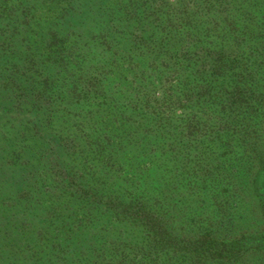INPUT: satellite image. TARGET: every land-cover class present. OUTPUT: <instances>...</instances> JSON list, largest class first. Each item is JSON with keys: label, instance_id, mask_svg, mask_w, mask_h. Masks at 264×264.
<instances>
[{"label": "trees", "instance_id": "obj_1", "mask_svg": "<svg viewBox=\"0 0 264 264\" xmlns=\"http://www.w3.org/2000/svg\"><path fill=\"white\" fill-rule=\"evenodd\" d=\"M40 1L0 0V264H264V0Z\"/></svg>", "mask_w": 264, "mask_h": 264}, {"label": "rangeland", "instance_id": "obj_2", "mask_svg": "<svg viewBox=\"0 0 264 264\" xmlns=\"http://www.w3.org/2000/svg\"><path fill=\"white\" fill-rule=\"evenodd\" d=\"M33 1V0H32ZM34 1H37V2H42L40 0H34ZM17 4V3H16ZM14 5V4H12ZM11 5V6H12ZM44 7L48 8V7H52L50 5L49 2H47L46 4H44ZM53 8V7H52ZM42 10H47V9H42ZM38 12H40V14L42 13L41 12V9L38 10ZM151 72L155 73V71L153 70H150ZM144 76L148 77L147 75V71L144 72ZM154 83L156 84V86H162V82L161 80L159 79H156L154 77ZM24 116H20V118H23ZM136 150V149H135ZM138 152V151H137ZM33 154L36 155L37 157L40 156V149L39 148H35L33 150ZM126 157H125V160L128 164H125L124 165V171H122L123 173L120 175V177H125V175L128 177V178H131L132 181L134 182H140L143 178V174L142 173H138L136 172L135 170H133L131 167H130V163L134 161V157H133V152H126ZM161 156V159L158 160L157 163L161 164L162 168H164L165 170H169L168 168H170L171 164H172V161L173 159H171L169 156V153H160L159 154ZM143 155L141 154V159L144 161L143 164H145L146 168H148L150 170V176L154 179V181H158L159 182V177L157 175V172H156V169H158L159 165L156 164V163H150V161H147L145 158L143 159L142 157ZM93 158H94V155H93ZM35 160V159H33ZM95 160V158H94ZM124 162V160H123ZM9 165H12L11 163H9ZM119 165H121L120 161H117L116 162V167H118ZM115 167V168H116ZM155 177H154V176ZM46 183V182H45ZM262 185H260L259 187H261ZM3 192V193H2ZM261 194H262V200L260 199H256L255 202L253 203L254 201V197L255 194H249L246 200V203L244 205L245 207V212L246 214H248L244 219H243V231L246 233V234H255V235H258L260 237H263L264 236V187L262 188L261 187V190H260ZM0 193H2V197L4 196V198L6 197L7 195V191H6V188L3 190V191H0ZM221 198V196H220ZM62 200L65 199V197L61 198ZM217 201L219 200V198H215ZM253 200V201H252ZM2 208H4V203H3V200L0 202V217H1V214H2ZM256 211V212H254ZM249 212V213H248ZM254 212L255 214L253 215H249L250 213Z\"/></svg>", "mask_w": 264, "mask_h": 264}]
</instances>
